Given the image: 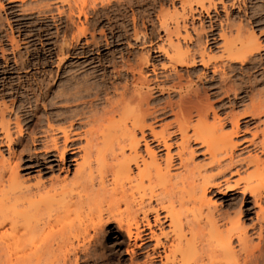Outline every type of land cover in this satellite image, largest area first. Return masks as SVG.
Segmentation results:
<instances>
[{
    "label": "bare ground",
    "instance_id": "6f19581e",
    "mask_svg": "<svg viewBox=\"0 0 264 264\" xmlns=\"http://www.w3.org/2000/svg\"><path fill=\"white\" fill-rule=\"evenodd\" d=\"M5 1L19 2L15 31L27 46L16 50L11 13L4 20L0 13V30L7 25L5 40L16 51L12 65L8 56L0 63V228L22 226L8 234L16 248L38 244L13 264H39L68 234L80 244L85 215L94 233L87 241L112 222L131 263L144 255L141 264H264V128L245 138L251 122L242 121L264 126V91L256 88L264 83V44L253 27L264 25V7L249 11L245 0H229L241 3L247 27L229 18L224 0H0L3 12ZM34 14L38 22L29 20ZM123 42L126 48L114 49ZM1 43L0 36V51ZM155 57L163 61L150 63ZM8 89L24 97L18 112L5 99ZM214 90L220 112L229 109L223 117L204 103ZM170 91L178 100L154 104L155 92ZM245 99L244 111L233 113ZM167 112L172 120L158 124ZM249 147L258 153L237 154ZM212 191L240 194L237 210L218 213ZM247 203L256 208L250 227L242 221ZM45 226L58 229L37 238ZM249 230L258 239L251 247ZM72 261L78 264L76 254Z\"/></svg>",
    "mask_w": 264,
    "mask_h": 264
},
{
    "label": "rangeland",
    "instance_id": "374dc122",
    "mask_svg": "<svg viewBox=\"0 0 264 264\" xmlns=\"http://www.w3.org/2000/svg\"><path fill=\"white\" fill-rule=\"evenodd\" d=\"M26 1L30 2L31 0H26ZM167 1L169 2V0H163L164 3L169 5V3ZM224 1H225L226 6H227V12H228L229 18L231 17L232 19L235 20V22H238V20L241 19V20H243V24H246V26L249 27L246 23V20H244L243 11H242L243 6L241 5V3H239V5H240L239 7H237V6L234 7V6H230L229 0H224ZM174 2L176 4H178L177 1L174 0ZM4 4H5L4 10L6 9L5 10L6 12H3V10L2 11L0 10V13L2 15L3 20H4V15H3L4 13L7 14L10 12L12 14V15L8 14V18H10L9 21L12 22V25L14 27L13 36L16 38V40H18L19 38H17V33L15 31L16 26H15L14 19H17V18H19V15H22V13H20L19 9L16 7L17 5H19V2L7 3L5 1ZM167 5L165 7L163 5L162 7L166 8ZM245 5H246V7L249 8V11H250V8H252L253 10H261L264 7V0H245ZM11 7H14V8L11 9ZM157 7H158V5H156V10H159L158 9L159 7L158 8ZM211 14L214 15V12L212 11ZM150 15H151L152 19L154 20L155 19V13H151ZM218 16H219V19L220 18L224 19V17H225V11H223L220 6H218ZM29 20H31V21L35 20L36 22H38L37 16L35 14L31 15ZM45 21L47 24H51V21L49 20V18L45 19ZM154 22L155 23H154L153 39H155V41H157V33H159V30L157 29L156 19L154 20ZM202 22H203L204 26H206V27L209 24L208 18L205 17V15H203V17H202ZM192 24H194L195 27H198L199 20L194 18V21H192ZM190 25H191V21L189 20L188 21L189 30H190ZM253 25H255V24H252V26ZM147 27H148L147 31L149 33L150 32L149 29H151V26L147 25ZM253 27H254V31L257 34L259 41L262 44H264V35H261L259 33L260 31H262L264 29V25L253 26ZM5 29H6V31H8L7 25L4 24L3 28L0 30V36L2 37L1 47L3 49V50L1 49L3 52L0 51V63H2L3 57L8 56L9 65H12V62H11L12 61V52L15 50H12V49H14V47L11 45V43H9V41L5 40V37H4ZM160 34H162V32H160ZM21 38H23V36H20V39ZM124 43L125 42H123L122 45L115 47L114 49L118 50V49L126 48V45ZM17 44H18V47H17V49L16 48L15 49L17 51L20 50L21 52L24 51V48H25L24 46H27V45H24L23 41H20V40H18ZM36 47L39 48V45L37 44ZM140 49L141 48L139 45H137V46L135 45L134 48H132L133 54L134 53H135V55L139 54L141 51ZM211 49H213V48H211ZM107 51L108 50H103L102 53H109V51L108 52ZM216 52L217 51L215 49L212 51V53H216ZM261 54H262V57H264L263 52H260V55ZM153 56H155V53H152V57ZM1 57H2V59H1ZM52 60H54V58ZM72 61L73 62L76 61V63L72 64V65H76L77 63L81 62L82 60L81 59L80 60L73 59ZM161 61H163V58L155 57L154 59L150 60V63H153V64L157 63L158 64ZM53 66L54 65L52 64L49 66H45V68L54 70L55 67H53ZM235 66L238 67L239 64H235ZM200 69H201L200 67H196L195 70L194 69L190 70L189 71V73H191L190 77H192V79H194L196 71H199ZM146 70L148 71V73L151 74L150 66H148L146 68ZM179 70L182 74H186L185 71H187V69L179 68ZM159 71H160V69L157 70V72H159ZM165 74H167V73H165ZM1 77L2 76L0 75V79H1ZM162 80L164 81L165 86L169 85L168 81L166 82V80H164V79H162ZM204 85L207 86L206 83ZM209 88L210 87H208V90H209ZM256 88L258 91H264V83L257 84ZM54 89H55V87L52 85L50 90L53 91ZM170 92H165V93L155 92L154 96H153L154 97V104L160 105V104L164 103L165 101H167L168 99L171 102H175L176 100H178V97H177L178 94L176 92H173V91H170ZM167 93H168V95H167ZM217 95L219 96L218 92L215 90L208 92L206 95V96H208V98H207V100L205 99L204 103H209V102L212 103L214 109L219 112L218 114L221 117H223L224 113L228 112L229 109L226 108L223 110L224 112H220V110L217 108V106L215 104L217 101H219L221 99ZM5 99H8V105H11V100L13 99L14 103H15L14 110L16 112H18L19 110H16V108L19 105V103H21L24 100V97L21 94L16 95V93H14L12 96V91H10L8 89V96ZM224 101H226V100H224ZM248 103H249V101L247 99H245L244 102L238 103L232 112L236 113V114H240L241 112L244 111V109L246 108V105H248ZM165 114L166 115L162 116V119L158 124H160V123L162 124V123H165V122L172 120L173 116L170 112L169 113L167 112ZM8 115H10L9 116L10 119H13V114H8ZM242 121L243 122L244 121L251 122L248 126L250 131L248 133L244 134L245 138L251 137L250 132L252 133L253 131L256 130L259 133V131L262 128H264L263 124L257 122V120H255V119L250 120L249 118H244V119H242ZM208 122L209 123L213 122L211 114L208 117ZM156 128L159 129V125ZM223 130L229 131L230 125L228 123H225L223 126ZM259 138H257V139L259 140ZM255 153H258V150H256L253 147H249L247 149L239 151L237 154H239L241 157L242 156L247 157L250 154L255 155ZM197 160L201 161V156H199L197 158ZM27 172H28L27 170H24V171L20 170V174L22 176L24 175V177H25ZM31 176L33 177V176H35V174L32 173ZM49 176H50L49 174H45L43 176L44 180L47 181ZM212 193L209 195L212 198V200L216 202V205H217L216 210L219 211L218 213L223 212L226 209H228V206H230V208H231V209L229 208L230 211L234 212L237 210V207H239V205H240V199H241L240 194L234 193L233 195L222 197L219 194H216L214 191H212ZM246 200H248V201L250 200L248 195H246ZM117 207H119V208H117ZM117 207H115L113 210L114 212L116 211V214H118L117 212H119L122 209L121 205L117 206ZM247 208H250V210L245 211V209H247ZM242 209L244 211V214L242 215V221L246 224L247 227H250V225L255 222L254 221V211L256 210V208H251V203H247L246 206L244 205V207ZM88 217L86 215L82 217V223H81L80 227H82L81 232L84 234L81 233L80 236H78L80 238V241H81V242L79 241L80 244H78V241H76L77 240L76 238L74 239V237L72 235H71L72 236L71 237L70 234H68V236H66V237H68L69 239L66 238L60 244H59V242L56 241L57 243H54L50 248H47L44 251V255H43L42 259L39 261V264H70V261L73 262L72 260L74 259L75 254L78 256V264H130L131 263L130 262V256L128 253L125 252V248L127 247V243H126L127 240H126V238H124L123 233H121V231L117 230L114 223L111 222L110 224L105 225V227L103 228L104 230L101 231L96 236L97 238L95 237V239H93L90 242L87 241L88 237L94 234L93 230L91 228L92 225H90L91 219H89ZM10 225L11 224L8 221V224L3 226V228L2 227L0 228V264H13L18 259V257H21V256L29 257L31 255V253L34 252L38 247V244H37V246L32 245V244H25V245H20L19 247L17 246V248H16L15 245L10 243L11 236H13L14 234H17V232L21 233L23 231V229L20 231L22 226L19 227L18 226L19 224H17L13 230V229H11L12 226H10ZM43 228H44V230L42 229V231L41 230L38 231L41 233L37 232V234H36L37 238H39L40 235H41V237H42V235L43 236L49 235L50 233H52L58 229L57 226H53V228H52V226H49V227L45 226ZM85 228H86V230H85ZM15 229H16V231H15ZM84 230L87 232H84ZM165 231L170 232V230L167 228H165ZM87 233H88V235H87ZM8 234H10V237H9L10 239L8 238V236H9ZM168 235L171 238L173 236V233L170 232ZM249 235L252 238L251 242L249 243L250 244L249 246L251 247L254 244L256 245L258 243V239H257L256 235H254V233L251 230H249ZM82 236L86 237L85 241H83ZM263 238H264V234H263ZM70 239H72V241L74 239L76 242L74 241L71 243L69 241ZM67 240L71 244L68 242V245H67V243H66ZM65 243H66V245H65ZM75 243H76V245H75ZM242 255H243V253H242ZM242 255L240 257H238V258H240L239 259L240 261L243 259ZM133 260L136 262L131 263V264H136L138 262H140L138 264H141L144 261V255H140V256L134 258Z\"/></svg>",
    "mask_w": 264,
    "mask_h": 264
}]
</instances>
